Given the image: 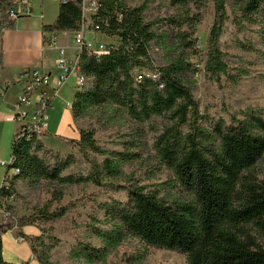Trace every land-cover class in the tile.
<instances>
[{"label": "trees", "instance_id": "16d2710c", "mask_svg": "<svg viewBox=\"0 0 264 264\" xmlns=\"http://www.w3.org/2000/svg\"><path fill=\"white\" fill-rule=\"evenodd\" d=\"M97 1L92 22L102 34L115 37L117 44L99 56L82 49L80 71L86 82L71 104L78 137L69 139L87 157L90 170L86 176L64 174L70 158L45 150L38 135L19 137L17 131L12 139L13 162L5 174L12 167L18 173L7 189L0 188L1 199L13 194L14 179L60 186L86 180L102 185L105 179L109 187L123 189L126 200L100 205L106 228L92 226L89 231L100 245L81 243L75 251L85 264L102 262L129 237L146 247L184 254L186 264H264V180L252 172L264 156V112L249 108L210 123L193 90L197 67L190 59L198 52L193 36L207 1L213 3L214 15L204 72L216 82L227 74L219 43L227 19L226 1ZM235 1L236 26L239 30L252 26L257 36L258 48L251 41L244 46L264 61V0ZM154 2L166 3L169 11L149 18L147 11ZM15 7L13 0H0L1 23L7 27ZM81 22L82 0H68L59 3L55 21L43 24L42 31L75 32ZM141 71L142 79L137 80ZM93 116L102 124L131 123L117 141L119 149L101 148L96 129L79 126L80 120ZM146 129L154 133L151 148L167 171L165 179L155 183L126 178L124 172L147 144ZM63 215L61 207L47 208L35 217L16 219L8 228L32 225L36 216L49 221ZM27 241L38 264H59L53 237L43 231ZM0 264H17L4 260L1 235Z\"/></svg>", "mask_w": 264, "mask_h": 264}, {"label": "rangeland", "instance_id": "374dc122", "mask_svg": "<svg viewBox=\"0 0 264 264\" xmlns=\"http://www.w3.org/2000/svg\"><path fill=\"white\" fill-rule=\"evenodd\" d=\"M225 1L227 19L219 43L225 54L227 74L216 82L208 78L204 72L206 41L214 15L211 1H207L202 19L196 25L193 38L196 40L198 52L190 59L197 67V72L193 76L194 94L204 119L210 120V123L218 118L227 120L228 113L237 114L249 108L264 112V61L258 57L257 53L247 50L244 46L251 41L257 47V36L252 32L251 29H254L252 26L246 25L245 30H239L234 21V17L239 14L236 1ZM54 3L55 6L59 5L57 1ZM165 11H169L166 3L162 5L154 2L150 4L147 15L153 18L158 14L163 15ZM100 37H102L101 42L107 46L117 44L115 37ZM76 89L73 80L70 79L63 89L62 94L67 97L60 101L62 108L58 105L59 100L53 104V106L58 105L60 109L56 115L59 119L55 131H51L49 127L45 135L41 134L37 138L45 150L61 158H70L71 165L64 174L86 176L90 170L88 159L80 152L78 146L69 140L78 137L77 126L74 123L70 125L63 119L66 109L65 100H71ZM49 114L51 113L48 112ZM130 124L127 123L124 127L115 122L102 124L94 116L79 122L81 127L95 128L97 144L101 148L108 149L120 148L117 141L124 135L122 133L128 131ZM146 131L149 132L146 133L147 144L139 149L137 160L124 166V172L126 178L134 177L135 181H141V183H155L164 180L167 171L157 162L155 151L151 148V137L154 133L147 129ZM11 149L12 142L0 157V161L9 160ZM89 157L101 159L99 156L90 155ZM5 171V168L0 167V182ZM252 172L259 179L264 180V156ZM7 174H10V169ZM105 182L104 179L102 185H96L86 180L60 186L44 181L27 184L21 179H14L10 188L13 194L0 204V235L4 260L17 264L25 262L38 264L30 250L27 238L40 235L44 231L46 235L53 237V253L59 264H85L78 259L75 251L81 243L100 245L98 239L89 235L92 226L106 228L103 224L104 215L100 205L111 200H126V192L123 189L111 188ZM120 183L124 182L120 181ZM60 207L64 209V215L56 220L45 221L36 216L32 225L8 228V224L16 223L18 218L32 217V215L35 217L39 211L47 208L51 211ZM92 264H186V257L176 251L146 247L134 237H129L113 249L105 260Z\"/></svg>", "mask_w": 264, "mask_h": 264}, {"label": "crops", "instance_id": "0c3cea01", "mask_svg": "<svg viewBox=\"0 0 264 264\" xmlns=\"http://www.w3.org/2000/svg\"><path fill=\"white\" fill-rule=\"evenodd\" d=\"M26 1L33 7L30 16L18 19L10 27L2 24L0 17V157L3 156L20 128V122L7 121L5 116L16 112V100L27 81L26 74L31 69L37 68L42 73L49 75L50 83L39 86L31 95V101H35L39 93L48 96L50 104L46 109L48 123L46 130L51 127V131H55L59 119L56 117L60 110L58 105L62 108L60 101L67 97L62 94L63 89L71 79L57 88L55 76L58 68L56 60L61 49L68 58L78 55L81 50L74 43L75 32L42 31V25L53 23L58 15L59 5L55 6L54 0ZM90 15L92 14L86 15L88 20ZM100 36L106 35L93 30L84 32V38L94 42H101L102 37ZM74 94L71 100H65L66 109L64 108L63 119L67 120L70 125L74 123L71 114ZM58 100L59 104L53 106ZM48 112L51 114L48 115ZM46 130L42 135L46 134Z\"/></svg>", "mask_w": 264, "mask_h": 264}, {"label": "built area", "instance_id": "2783aa9c", "mask_svg": "<svg viewBox=\"0 0 264 264\" xmlns=\"http://www.w3.org/2000/svg\"><path fill=\"white\" fill-rule=\"evenodd\" d=\"M16 7L9 12V19L13 25L18 19L30 16L33 7L27 3L26 0H13ZM57 2H66L68 0H55ZM97 0H82V22L80 29L75 31L74 43L81 50L78 55L68 58L64 51H59V56L56 60L58 72L55 76L57 88L65 83L68 79H73L77 90H80L85 82L86 77L80 71V53L85 49L88 53L99 56L108 52V46L103 42H94L84 38V32L93 30L98 31V26L92 22L91 15L89 20L86 15L94 14L97 9ZM143 72H139L136 76L137 80L142 79ZM27 81L23 86L16 100V112L5 116L7 121L20 122L18 130L19 137H30L32 134L41 135L47 126L46 109L50 104L48 96L44 93H39L35 101H31V95L41 85H48L50 83L49 75L42 73L39 69L33 68L27 74ZM13 162V156H10L8 161H0V167L6 170ZM18 173V169L12 167L10 174H5L0 188L7 189L9 187V180L12 175ZM0 197V204L2 203Z\"/></svg>", "mask_w": 264, "mask_h": 264}]
</instances>
